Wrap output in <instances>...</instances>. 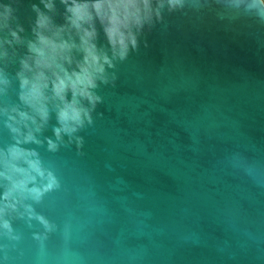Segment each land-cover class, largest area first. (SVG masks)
<instances>
[{"label": "water", "instance_id": "1", "mask_svg": "<svg viewBox=\"0 0 264 264\" xmlns=\"http://www.w3.org/2000/svg\"><path fill=\"white\" fill-rule=\"evenodd\" d=\"M5 3L27 30L29 0ZM180 3L59 141L55 112L16 122L0 40V264H264V5Z\"/></svg>", "mask_w": 264, "mask_h": 264}, {"label": "clouds", "instance_id": "2", "mask_svg": "<svg viewBox=\"0 0 264 264\" xmlns=\"http://www.w3.org/2000/svg\"><path fill=\"white\" fill-rule=\"evenodd\" d=\"M34 19L27 30L14 14L10 3L0 5V40L5 50L3 83L10 84L8 76V49L13 59L18 57L15 79L18 100L22 109H13L22 128L29 123L40 130L55 112L58 126L53 129L57 141L61 134L71 137L92 124V113L102 103L97 90L100 85L114 83V62H124L131 53L145 48L146 34L164 22L163 10L169 14L182 5L180 0H29ZM264 5V0H259ZM24 48L23 53L18 49ZM112 72L111 78L109 72ZM17 131V129H13ZM31 130L25 142L33 141ZM50 150L58 145L48 140ZM34 155L13 151V159ZM40 172L36 163L26 161ZM15 171L21 169L14 168ZM42 175V174H41ZM52 182L49 187L52 186ZM15 187V186H14ZM35 191V190H34ZM37 198L39 193H36ZM6 200L8 194L4 197ZM41 223H45L39 218ZM45 226H47L45 224ZM4 227L9 228L7 222Z\"/></svg>", "mask_w": 264, "mask_h": 264}]
</instances>
